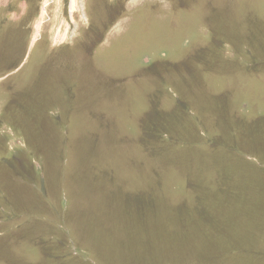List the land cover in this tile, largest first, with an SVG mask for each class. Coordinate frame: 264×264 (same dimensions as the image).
<instances>
[{
  "label": "rangeland",
  "instance_id": "rangeland-1",
  "mask_svg": "<svg viewBox=\"0 0 264 264\" xmlns=\"http://www.w3.org/2000/svg\"><path fill=\"white\" fill-rule=\"evenodd\" d=\"M0 264H264V0H0Z\"/></svg>",
  "mask_w": 264,
  "mask_h": 264
}]
</instances>
